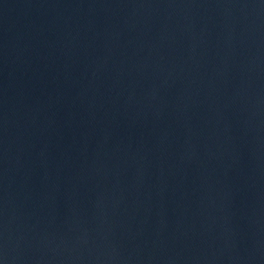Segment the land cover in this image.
<instances>
[{"label": "water", "instance_id": "1", "mask_svg": "<svg viewBox=\"0 0 264 264\" xmlns=\"http://www.w3.org/2000/svg\"><path fill=\"white\" fill-rule=\"evenodd\" d=\"M0 264H264V0H0Z\"/></svg>", "mask_w": 264, "mask_h": 264}]
</instances>
